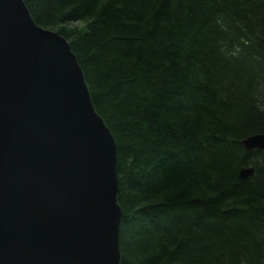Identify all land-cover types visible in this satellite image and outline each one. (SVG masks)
<instances>
[{
  "label": "trees",
  "instance_id": "16d2710c",
  "mask_svg": "<svg viewBox=\"0 0 264 264\" xmlns=\"http://www.w3.org/2000/svg\"><path fill=\"white\" fill-rule=\"evenodd\" d=\"M24 2L114 137L120 264H264V0Z\"/></svg>",
  "mask_w": 264,
  "mask_h": 264
},
{
  "label": "water",
  "instance_id": "95a60500",
  "mask_svg": "<svg viewBox=\"0 0 264 264\" xmlns=\"http://www.w3.org/2000/svg\"><path fill=\"white\" fill-rule=\"evenodd\" d=\"M116 164L68 40L0 0V264H120Z\"/></svg>",
  "mask_w": 264,
  "mask_h": 264
},
{
  "label": "rangeland",
  "instance_id": "374dc122",
  "mask_svg": "<svg viewBox=\"0 0 264 264\" xmlns=\"http://www.w3.org/2000/svg\"><path fill=\"white\" fill-rule=\"evenodd\" d=\"M74 24L81 25V23H78V22L77 23H74Z\"/></svg>",
  "mask_w": 264,
  "mask_h": 264
}]
</instances>
